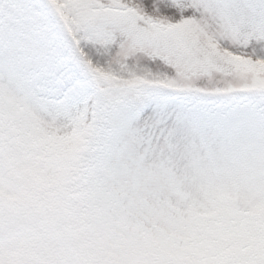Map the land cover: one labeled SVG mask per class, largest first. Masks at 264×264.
I'll return each instance as SVG.
<instances>
[{
	"label": "snow or ice",
	"instance_id": "1",
	"mask_svg": "<svg viewBox=\"0 0 264 264\" xmlns=\"http://www.w3.org/2000/svg\"><path fill=\"white\" fill-rule=\"evenodd\" d=\"M0 264H264V0H0Z\"/></svg>",
	"mask_w": 264,
	"mask_h": 264
}]
</instances>
